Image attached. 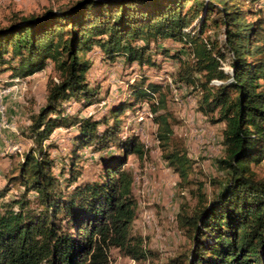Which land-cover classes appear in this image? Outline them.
<instances>
[{
	"label": "trees",
	"instance_id": "trees-1",
	"mask_svg": "<svg viewBox=\"0 0 264 264\" xmlns=\"http://www.w3.org/2000/svg\"><path fill=\"white\" fill-rule=\"evenodd\" d=\"M262 2L78 0L66 10L13 14L0 28V66L16 61L9 68L23 81L52 64L57 78L23 133L30 148L0 188V264H109V249L137 262L157 259L132 233L136 200L126 169L129 157L142 160L147 151L137 135L124 136L121 125L127 111L146 103L164 159L187 189L194 162L173 131L169 87L142 72L107 115L66 113L72 102L88 107L98 101L86 77L93 52L142 71L157 67L152 48L178 62L173 83L197 91L198 110L212 124H224V156L215 160L221 177L210 181L217 191L208 196L200 182L188 191L195 205L180 207L176 222L189 247L166 264H264V178L253 169L264 161V11L250 10ZM214 10L218 22L210 17ZM217 23L221 38L211 39L207 30ZM166 41L180 48L171 53L161 45ZM60 129L72 130L71 145L56 172L49 142ZM86 150L98 155L103 172L82 183ZM15 185L21 191L7 200Z\"/></svg>",
	"mask_w": 264,
	"mask_h": 264
},
{
	"label": "rangeland",
	"instance_id": "rangeland-1",
	"mask_svg": "<svg viewBox=\"0 0 264 264\" xmlns=\"http://www.w3.org/2000/svg\"><path fill=\"white\" fill-rule=\"evenodd\" d=\"M76 1L78 0H0V28L8 25V20L13 14L28 16L42 14L48 9L66 10ZM262 3L251 6L250 10L261 8L264 11V2ZM210 17L218 22L216 10ZM248 18L254 20L256 16ZM221 30L220 24L217 23L216 28L212 26L208 28L206 36L220 39ZM161 45L167 47L171 53L180 48L179 44L171 41ZM150 54L157 61V67L145 68L141 71L136 65L126 66L122 58L110 64L102 59L99 51L93 52L90 55L91 64L86 77L90 86L97 89L98 101L88 107L72 102L66 111L69 115L76 113L81 117L91 115L96 119L107 115L114 103L128 96V83L137 81L143 72L150 81L169 87L166 106L176 119L173 131L181 140L188 158L194 162L189 175L192 185L181 190L178 186L179 178L168 167L163 150L156 140L157 125L153 122L154 115L150 112L149 106L143 103L123 115L121 125L123 135H137L147 151L142 160L131 156L126 164V169L133 176L132 192L136 200L137 215L132 224V233L143 239L144 247L154 252L157 259L137 262L122 256L117 249H109V264H166L170 259L187 250L189 242L177 227L176 215L180 207L190 209L195 205V199L188 194V191L195 189L196 182L202 183L203 192L211 196L217 191V186L210 181L221 177L216 170L215 160L224 156L221 145L224 124H212L210 118L198 110L197 91L173 83L178 62L163 57L153 48ZM186 59L187 56L184 55L183 60ZM11 66L16 67L17 62L0 66V90L6 91L0 103L4 108L3 114L0 115V188L13 175L23 154L30 148L31 142L23 133L31 116L44 104L48 82L57 78L52 64H48L43 71L15 85L13 72L9 68ZM227 68H229L228 63L225 61L222 69ZM69 131L72 132V130H57L50 138L49 143L54 145L50 152L57 162L56 172L66 164L70 154ZM14 146H18L21 152L11 151ZM83 157L79 164L82 169L80 181L84 183L98 180L103 172L98 155L91 156L89 150H86ZM253 169L259 178H264V161ZM20 191L19 186L15 185L6 199H12Z\"/></svg>",
	"mask_w": 264,
	"mask_h": 264
},
{
	"label": "built area",
	"instance_id": "built-area-1",
	"mask_svg": "<svg viewBox=\"0 0 264 264\" xmlns=\"http://www.w3.org/2000/svg\"><path fill=\"white\" fill-rule=\"evenodd\" d=\"M225 72H228L229 71V68H227V69H223ZM20 81L18 80V79H15L14 80V83H15V85L17 84V83H19ZM5 92L6 91H2V90H0V103H1V100H2V98H3V94H5ZM3 111H4V108L1 106V104H0V115H2L3 114ZM11 151H17L18 153H20L21 152V150H20V148L18 147V146H14V147H12L11 148Z\"/></svg>",
	"mask_w": 264,
	"mask_h": 264
}]
</instances>
